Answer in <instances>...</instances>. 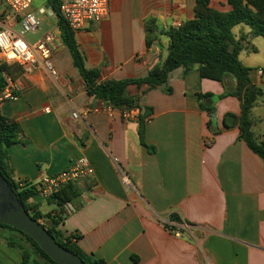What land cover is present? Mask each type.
I'll return each mask as SVG.
<instances>
[{
  "label": "crops",
  "instance_id": "0c3cea01",
  "mask_svg": "<svg viewBox=\"0 0 264 264\" xmlns=\"http://www.w3.org/2000/svg\"><path fill=\"white\" fill-rule=\"evenodd\" d=\"M195 5L109 0V15L75 34L85 67L100 71V83L146 77L168 54L169 29L192 20ZM211 6L231 9L225 0H211ZM149 18L157 28L147 47ZM56 31V76L42 64L25 71L11 63L24 70L14 71L17 97L0 102V114L21 129V140L7 152L13 179L37 186L43 176L87 159L94 172L73 182L79 193L75 211L59 229L106 264H264V160L240 139L242 102L231 96L236 79L226 75L222 83L201 78L198 66L178 68L169 75L170 92L154 88L138 106L107 111L87 92L58 25ZM233 34L241 45L239 61L263 93L250 118L254 138L264 141V75L258 73L264 69V38L246 24ZM142 91L131 85L127 95ZM199 94L211 96L201 100ZM202 104L213 108L217 126H209L213 117ZM228 117L235 118L231 126ZM38 200L41 210L49 204ZM49 205L44 214L57 210ZM20 262L21 255L0 240V264Z\"/></svg>",
  "mask_w": 264,
  "mask_h": 264
},
{
  "label": "trees",
  "instance_id": "16d2710c",
  "mask_svg": "<svg viewBox=\"0 0 264 264\" xmlns=\"http://www.w3.org/2000/svg\"><path fill=\"white\" fill-rule=\"evenodd\" d=\"M227 7L231 9L222 11L211 6V0H196L194 8V18L186 21L178 27H171L167 32L170 42L167 49L166 58L155 65L148 75L141 79H128L107 83H100V71L98 69H87L84 63V55L79 49L76 36L60 14L59 0H47L50 8L56 11L57 25L60 31V39L69 49L73 56L75 67L81 73L87 92L102 100L113 108L129 109L139 105L140 98L149 90L154 88H164L170 92L168 78L172 71L184 68L186 71L198 66L201 78L224 81L226 75H232L236 79V88L231 96L237 97L242 102L241 115L237 119L240 131V139L248 147L264 160V141H257L252 132V121L250 118L253 103L258 96L263 93L252 85L250 79V69L244 67L239 61L241 45L236 41L233 28L246 24L252 30L253 36L264 38V0H225ZM156 21L149 18L145 21V31L147 33V47L154 41L156 32ZM14 71L18 73L24 71L22 67L11 63H0V93L7 86V77L14 78ZM137 85L143 88L138 97H129L127 88ZM211 95H200L202 100ZM208 110L213 117V108ZM140 138L144 144V119L141 118ZM212 120H209V126ZM21 140L20 126L10 119L0 114V169L3 176L10 185L17 188L20 201L25 209L35 220L48 218L53 222L48 232L55 238L57 243L66 249L77 254L86 264H106L103 260H97L93 256L86 255L78 249L71 237L65 236L59 229L64 221V217L56 214H44L40 209V197L38 188L34 185L21 183L14 180L10 168L7 164L8 149ZM21 184V186H20ZM78 190L73 182L66 185L59 192L49 199V204H54L57 208L63 207L67 203L78 197ZM38 200L31 203L30 200ZM0 229L11 232V236L4 234L0 238L5 239L6 244L15 249L21 255L20 264H56L29 236L23 232L0 224ZM3 232V231H2ZM76 238V237H74ZM78 238V236H77Z\"/></svg>",
  "mask_w": 264,
  "mask_h": 264
},
{
  "label": "built area",
  "instance_id": "2783aa9c",
  "mask_svg": "<svg viewBox=\"0 0 264 264\" xmlns=\"http://www.w3.org/2000/svg\"><path fill=\"white\" fill-rule=\"evenodd\" d=\"M59 10L69 28L74 33H78L88 23H98L109 15V0H59ZM39 24L40 21L32 7V0H0V63H15L22 66L25 71L35 69L42 64L52 76H56L52 57L58 39L57 33L46 34L34 45L25 38L28 33H35L39 29ZM18 26L20 29H17ZM258 73L263 76L264 69L259 70ZM6 80L7 86L0 93V102L14 100L17 97L16 86L12 79L7 77ZM106 109L113 111L111 105H106ZM49 111L45 109L46 113ZM72 117L79 118V113L74 112ZM93 172L88 160L81 158L70 168L56 175L43 176L36 187L40 197L46 200L69 183L89 176ZM30 201L34 203L33 199ZM74 211L75 207L67 203L52 214L67 217Z\"/></svg>",
  "mask_w": 264,
  "mask_h": 264
},
{
  "label": "water",
  "instance_id": "95a60500",
  "mask_svg": "<svg viewBox=\"0 0 264 264\" xmlns=\"http://www.w3.org/2000/svg\"><path fill=\"white\" fill-rule=\"evenodd\" d=\"M42 11H49L51 15L58 17L56 11L50 9L48 4ZM234 121V117H228L226 123L231 126ZM212 124L217 126L216 117L212 118ZM0 224L13 227L29 236L56 264H86L77 254L57 243L55 238L48 232L47 229L53 225L51 220L40 221L32 218L20 201L17 188L9 184L1 169Z\"/></svg>",
  "mask_w": 264,
  "mask_h": 264
},
{
  "label": "rangeland",
  "instance_id": "374dc122",
  "mask_svg": "<svg viewBox=\"0 0 264 264\" xmlns=\"http://www.w3.org/2000/svg\"><path fill=\"white\" fill-rule=\"evenodd\" d=\"M46 5H47V0H32V7L34 10V13L37 19L40 21V24H39V29L35 33L30 32L25 37L26 40L31 44H35L36 42L40 41L48 33H54V34L57 33L56 31L57 17L54 15H50L48 11H44V12L41 11L42 9H44ZM17 29H20V26H18ZM162 39L163 41H166V43H168L169 38L167 36L162 37ZM51 207H52L51 205L44 202L42 211L50 209ZM1 231H3L4 236L6 237H9L12 235L11 232L7 230L1 229ZM0 240L3 242H6L5 239L3 238H1Z\"/></svg>",
  "mask_w": 264,
  "mask_h": 264
}]
</instances>
